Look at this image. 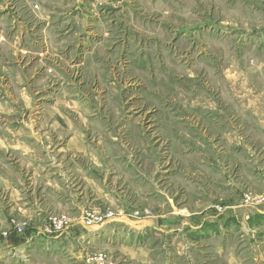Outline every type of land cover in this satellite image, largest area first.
<instances>
[{"label": "rangeland", "instance_id": "rangeland-1", "mask_svg": "<svg viewBox=\"0 0 264 264\" xmlns=\"http://www.w3.org/2000/svg\"><path fill=\"white\" fill-rule=\"evenodd\" d=\"M155 3L149 9L140 0H0V208L15 206L8 201L5 180L20 189L26 176L21 172V136L33 116L55 110L73 121L68 108L74 101L87 103L88 115L101 121L132 115L141 131L136 136L146 138L145 145L138 148L117 123L110 132H119V141L131 152L126 162L146 164L147 177L156 161L180 162V156L170 159L166 153L158 160L151 153L148 120L166 112L183 119L173 136L178 127L189 132L183 161L204 164L197 173L205 181L212 180L215 169L220 180L230 176L238 184L236 206L244 203L238 219L226 236L206 231L199 239L154 231L136 236L144 240L140 244L123 242L128 234L118 226L119 244H111L113 231L104 237L108 243L96 239L92 248L83 250V264H164L166 252L167 263L173 264H264V216L258 213L264 210V135L248 139L249 126L229 116L232 102L263 99L264 107V0ZM196 113L204 117L196 119ZM183 137L175 140L178 146ZM190 177L195 182L196 176ZM124 198L132 217L155 219L153 204H136L129 192ZM173 204L179 211L180 202L174 199ZM189 205L196 217L215 216L224 209L221 202L203 214ZM9 210L0 216H6L0 225L5 239L24 237L33 226L51 235L67 234L74 222L70 212L51 213L39 221ZM79 213L86 225H95L112 220L120 210L94 201L82 205ZM231 223L219 217L207 225Z\"/></svg>", "mask_w": 264, "mask_h": 264}, {"label": "crops", "instance_id": "crops-1", "mask_svg": "<svg viewBox=\"0 0 264 264\" xmlns=\"http://www.w3.org/2000/svg\"><path fill=\"white\" fill-rule=\"evenodd\" d=\"M140 1L149 9L157 6L155 0L152 3L150 0ZM81 90L87 97L86 91ZM262 100L232 102L230 106L232 108L229 111L230 118L249 126L246 137L251 140L264 135ZM74 102H71L68 108L75 115L74 119L71 118L73 121L66 120L54 110L52 114L33 116L32 125L27 123V134L22 133L20 145L21 172H26V176L21 178L20 189H16L10 180H5L4 188L8 201L10 204L15 203V206L10 210L0 208V216L7 214L8 210L13 213V209H18L15 211L25 216H34L39 221L45 220L51 213L70 212L74 222L69 233L51 235L38 226L29 228L24 237L12 234L5 239L0 233V264H83L85 254L83 250L92 248V242L96 239L104 242L106 241L104 237L113 231L115 240L113 239L111 244H119L117 239L122 233L115 231L118 226L128 234L123 242L129 239L133 240L132 244L143 243L144 240L137 239L136 236L140 237L142 233L146 235L154 231L165 235L175 232L180 236L189 234L199 239L205 238L206 231L210 234L217 232L218 237L229 233L235 219H238V209L244 206L241 201L240 205L236 206L239 204L237 203L239 186L230 176L225 177L223 181L220 180L219 171L216 173L215 169H212V180L205 181L202 179L204 174L197 173L204 170V164L193 165L183 161V156L188 152L189 132L182 126L178 127L180 132L175 131L173 136V128H176L174 126L177 122L183 121L182 118L180 120L165 112L156 114L148 120L152 123L153 129L149 141L152 145L151 153L158 156V160L166 153L170 159L172 156H180V162L156 161L151 164L152 173L146 177V174H143L146 164L134 165L128 163L129 160L126 162V155L131 152L119 141V132H110V128L117 123L116 125H121L120 129H124L123 134L129 135L130 141L138 148L140 144L145 145L146 138L136 136L141 131L131 120L132 115L124 118L113 115L112 119L101 121V118L88 115L87 103ZM195 117L199 119L204 116L196 113ZM141 119L142 116L139 120ZM65 126L66 130L63 131ZM65 137L69 140L62 145ZM182 137V144L178 146L175 140ZM262 150L264 151V147ZM190 173L196 176L195 182H191L193 177H190ZM204 182L209 183L205 185ZM112 187L118 191L112 190ZM128 192L136 197V204L146 201L153 204L154 210H157L154 211L155 219L132 217L128 201L124 198V194ZM174 199L180 202L179 211H176L177 208L173 204ZM94 201L114 206L120 213L102 224L86 225L81 220L79 211L82 205L93 204ZM221 202L224 209L218 215L196 217L195 213V215L189 213L190 203L194 204L191 207L202 209L201 212L205 214L211 207ZM37 204L39 205L36 206ZM206 204L208 206H205ZM163 208H167L169 213L164 212ZM258 213L264 216V210H259ZM217 217L230 219L232 223L224 227L207 225L216 221ZM245 217L247 219V214ZM189 218L193 219V222H190ZM4 219L0 217L1 226L5 223ZM122 244L120 245L124 246L125 243ZM168 255L166 252V257ZM166 257L164 264H173L167 263Z\"/></svg>", "mask_w": 264, "mask_h": 264}]
</instances>
